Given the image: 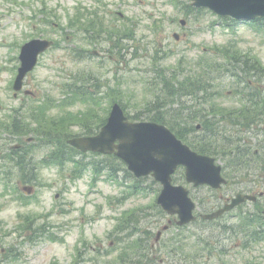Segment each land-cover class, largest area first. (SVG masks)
<instances>
[{
  "label": "rangeland",
  "instance_id": "obj_1",
  "mask_svg": "<svg viewBox=\"0 0 264 264\" xmlns=\"http://www.w3.org/2000/svg\"><path fill=\"white\" fill-rule=\"evenodd\" d=\"M173 1L0 0L1 150L13 156V146L18 143L22 146L20 141L23 137L17 138L10 134L19 135V129L27 131L22 123L25 114L15 108L24 102L28 103V100L23 96L20 99L14 98L12 85L17 75L20 46L31 38L47 37L56 40L55 46L40 57L37 67L26 79V87L37 92L38 101L44 97H47L48 101L54 97L60 98L64 91L74 90L75 84L84 83L86 102L75 101V104L68 107L71 111L68 117L72 120L62 121V124L68 127V133H79L85 129L84 125L82 128L72 125L77 122L75 119L91 125L88 129L96 130V126L108 115L112 104L118 101L129 112L140 116H146L152 104L170 108L172 111L180 108V100L190 105L191 102L183 97L184 94L191 87H207L209 79L216 78L223 71L226 72V66L231 68L229 62L235 56H230L233 53L246 55L264 67V33L257 32L248 24L232 19L225 20L208 9L187 11L186 5H190V0H179L181 4L178 5H174ZM103 3L100 18L104 21V28L101 29L117 26L123 30L124 21L120 18L125 17L128 26L134 27L136 36H145V42L136 44L141 46L140 50L143 51L140 58L130 60L131 55H125L122 51L121 54L127 56L125 60L116 52L113 53L114 59L109 56L82 59L79 55L84 56V49L92 50L93 47L86 41L82 30L87 28L86 22L84 21L83 26L78 19H74L76 7L84 8L86 5L89 11L91 7L101 6ZM68 13L74 22L69 21ZM89 18L86 16V20ZM182 19L186 20L184 26L180 23ZM219 23H236L237 26L227 29ZM174 32L180 34L179 40L173 36ZM103 45L110 47L108 41ZM149 54L154 56L157 62H152ZM162 69L164 74H161ZM216 82H219V87L223 84L221 88L224 92L232 87L229 79L224 76L221 79L219 77ZM259 89L262 91L260 87ZM74 96L75 94L70 96L71 100ZM222 102L228 107L235 106L227 97L223 98ZM213 104L224 110L222 103ZM195 109L194 118H197L198 123V111L201 107L196 106ZM60 116L52 112L51 120L60 121L64 117ZM165 118L172 119L170 116ZM15 119L16 127L12 125ZM225 125L230 126L229 130L224 132L231 138L230 142H227L224 136L210 140L216 143L220 161L229 166L231 160L239 155L231 153L233 144L242 146L243 143L237 142L233 124ZM36 134L38 138L41 137L40 132ZM59 134L55 133L54 137L50 138L55 141V136H60ZM197 134L196 131L191 137ZM37 140L39 139L34 141ZM222 145L226 147L225 150H222ZM49 148L43 147L40 141L27 146L25 155L31 152L37 163L30 165L35 168L38 166L34 182H27L28 185H35L30 194L23 192L20 185L18 191V172L14 161L3 160L8 165V170L12 164L14 166L12 174L6 175L4 169L0 171V264H118L121 255L126 258V264L166 263L164 251L169 249L170 243L159 252L164 255L163 261L159 254H152V251L148 252L149 260L144 261L143 256L139 257L135 253V238L126 235H120L118 238L107 236L109 230H116V225L127 212L136 208L162 213V216L153 219L150 226L154 234L153 249H160V245L167 238L171 239L179 234L175 224L163 230L164 225L170 224L171 217L165 215L159 207L155 209L153 206L160 190V185L155 179L146 178L141 181L144 190H139L136 194L128 191L127 186L116 185L110 181H93L91 170L74 180L71 172L76 168L75 163H67L60 168L38 161L46 156ZM255 148L253 144L251 153ZM108 158L119 168H127L118 158L96 154L84 156V161L102 163ZM80 171L78 168L76 172ZM121 174L123 176L125 172ZM241 177L243 181L250 178L244 174H241ZM176 179L178 182L184 181L183 173H178ZM128 181L136 182L131 177ZM193 191L198 193L202 211L217 205L215 194L206 187ZM222 193L224 191L219 192L220 195ZM251 208V204L246 206V209ZM34 215L36 217L33 218ZM43 215L51 218L58 226L54 231L61 238L57 241L38 238L30 243L22 236L30 229L26 226L34 225V222L35 225H40L44 221ZM148 215H142V230L146 226L145 218ZM227 219V223L233 226L238 222L235 218ZM206 224L208 227L204 228L194 225L199 233L185 229L187 241L183 251L186 249L191 261L196 258L195 263L191 264H264V240L251 245L249 234L244 230L237 227L220 230L217 221ZM159 230H163L161 240L155 241ZM220 249L223 251L220 252Z\"/></svg>",
  "mask_w": 264,
  "mask_h": 264
},
{
  "label": "flooded vegetation",
  "instance_id": "obj_2",
  "mask_svg": "<svg viewBox=\"0 0 264 264\" xmlns=\"http://www.w3.org/2000/svg\"><path fill=\"white\" fill-rule=\"evenodd\" d=\"M121 16H124V14ZM124 24L128 25L126 22H124ZM131 28L132 29H130L129 32L124 33V35H120L118 38H115V43H111V48L105 47L103 43L99 44L97 42L93 45L92 50L84 49L85 56L87 57L86 59H89L92 56H109V58L114 59L113 53L115 52L124 60L127 57L125 55H131L129 57L130 60L140 58L143 51L140 50L141 46H137L136 44L141 45L143 42H145V36H136L134 27ZM175 34L176 33L174 32V37ZM121 51L125 53V55H122ZM230 56H234L232 61L229 62L232 67L229 68L226 66L225 74H219L216 78L212 77V84H210L208 88L201 89L199 87H195L184 94L183 97L189 99L191 102L190 105H187L186 102L180 100L178 103L180 108H178L177 111H172L170 108L167 109L166 107L163 108L159 105H156L154 108L149 109L148 112H146V116H143L149 120L165 122L179 126V131L183 135L182 139L185 143H190L189 145L192 147V149L199 153H204L201 152L202 149L211 153V156L215 157L219 161L223 167V172L228 180V183L219 189L212 190L218 201L217 208H221L224 206V204L231 202V200L239 194H246L254 197L252 200L245 201L233 209V213H225L222 215V217H220V219L228 220L227 218L229 217H238L240 213H237L236 210L240 208L239 211H244L246 214V216H242L245 222L259 221L264 225V152L262 151L264 150V74H261L264 72V70L259 65V63H255V61L251 60L250 58L248 64H246L248 60V56L246 55H238L237 53H233ZM158 58L160 59V57ZM149 59L152 62H157L156 58L150 54ZM240 63H242V65H240ZM161 74H164L163 69L161 70ZM223 76L224 78L229 79L230 85L232 86L230 90H227V92H224V89L221 88L223 84L219 87V82H216L219 77L221 79ZM259 82L262 84H259ZM259 87L262 89V91L259 89ZM196 88L201 89V91H196ZM15 96L18 99H20L21 96L28 100L30 99V107L35 106L34 101L38 99L37 92L31 89H26L22 93ZM207 96H210L209 102L207 101ZM226 97L230 99L231 103H235V106L228 107V105H225L222 102V99ZM214 102L222 103L224 110H220L219 108L215 107L213 104ZM21 105L22 107H28L29 104H25L24 102ZM196 106L201 107V110H197L199 119L198 123H196L197 118H194V114L196 115ZM198 108L199 107H197V109ZM152 114L154 115L152 116ZM167 116H170L172 119L166 120L165 117ZM28 118L30 120H34L36 117L29 111ZM229 123L233 124V129L237 133V142H242L243 144L242 146L233 144L231 153L239 155L238 157L232 159L231 164L228 166V164H223L220 161L221 158L218 157L219 154L218 149H216V143L211 141L210 138L224 136L225 140L230 142L231 138L224 134V132L230 128V126L225 124ZM196 131L198 134L192 138L191 135ZM28 132L29 136H35L38 132V128H36L35 124H33L32 130H29ZM56 132L60 133V136H56L57 138L59 137V139L66 138L69 134H71V132L68 133L67 131ZM25 133L26 132L19 129V135L17 136L21 135L23 138H25ZM6 138L8 137L6 136ZM253 144H255L256 148L254 149V152L251 153ZM205 147L208 149H205ZM221 148H223L222 150H225L226 147L222 145ZM24 149V144L22 146H17V149L12 150L13 156H9L8 153L3 152L0 148V171L4 169L6 175L12 174L14 164H12L8 170V165H6L3 160L14 161L18 172V186L20 185L21 188L24 186L26 181L25 172L27 160L25 158ZM67 151L69 154L70 151L68 149ZM86 155L87 154H84L82 158L84 159V156ZM14 158H16V161ZM109 160L110 159L108 158L105 162L101 163L102 167L100 170L106 174L105 177L114 179L115 177L113 175L119 173L120 168L117 164H112V162ZM79 163L83 162L79 161ZM242 169H245V171ZM180 171L184 173L185 167L180 166L178 172ZM73 173L74 172H71V177L73 176ZM241 174H244L246 177L250 178L243 181ZM193 189L199 190L200 188L191 186L194 196L199 200L198 193H195ZM223 191L224 193L220 195L219 192ZM250 204L252 205V208L246 209V206ZM34 217L36 216L34 215L33 218ZM174 221H176V217H174V220L171 219L170 223H173ZM141 222V219L135 222V218H132L130 221L124 222L123 227L118 223L115 227L116 230H109L107 236L116 238L120 237V235H126L133 238H141L145 236L148 238L152 237L154 235L152 229L150 228L153 222L152 216L145 218L146 226L144 230L141 229ZM34 227L35 225L30 226V228ZM168 227L169 225L167 224L165 228L168 229ZM186 228H188V231H191L192 233H199L198 229L194 225L179 227L178 235L172 237L171 239L167 238L166 241L160 245V249H162L168 243H170L169 248L172 252L168 254L167 258H170V263L172 264H191V262L195 263L196 258L191 261L189 259V253L186 252V249L183 251L185 245L184 242L186 240ZM37 233L38 232L36 230H28L26 235L22 236H25L29 241L31 237L35 238ZM158 233H161V235L163 234L162 230H159L157 234ZM258 235L260 236V233H258ZM153 239L154 238L148 239L152 245ZM160 240L161 236L155 237V241ZM140 248H142V250ZM140 248L136 249L135 253H137L139 257L143 256L144 261L149 260L148 252L150 250V246ZM123 262L126 264L127 260L125 257L120 256L118 263L123 264Z\"/></svg>",
  "mask_w": 264,
  "mask_h": 264
},
{
  "label": "water",
  "instance_id": "obj_3",
  "mask_svg": "<svg viewBox=\"0 0 264 264\" xmlns=\"http://www.w3.org/2000/svg\"><path fill=\"white\" fill-rule=\"evenodd\" d=\"M193 1L194 6L208 7L219 15H231L237 19L264 16V0ZM52 44V40L38 38L23 45L20 54L21 66L14 84L16 91L22 89L24 78L36 66L39 55ZM117 140L119 144H115ZM70 142L83 151L111 153L118 149L117 155L128 163L129 169L137 176L152 173L163 184L158 203L167 212L178 213L180 224L188 223L196 217L193 213L195 203L189 196V190L183 185L172 184V173L178 164L187 166V180L195 185L210 184L220 187L226 182L221 174V167L214 164V158L192 151L164 125L129 121L118 103L114 105L107 124L98 135L80 137ZM248 197L238 195L231 205L204 217L215 218Z\"/></svg>",
  "mask_w": 264,
  "mask_h": 264
},
{
  "label": "trees",
  "instance_id": "obj_4",
  "mask_svg": "<svg viewBox=\"0 0 264 264\" xmlns=\"http://www.w3.org/2000/svg\"><path fill=\"white\" fill-rule=\"evenodd\" d=\"M203 9H198V11H202ZM83 14H84V11L82 10V12H81V8H79L75 13H74V16H75V18L74 19H78L77 21L78 22H81L82 24H83V26H84V20H83ZM96 15L97 16H99V19H97L96 21H95V23H93L92 24V27L90 26L89 27V29H94V28H97V27H99V28H104V21H103V19H102V17L100 18V12L98 11V12H96ZM73 19V20H74ZM72 19H70L69 21L70 22H74ZM259 26H262L263 27V29H264V19H260V23H259ZM88 28V27H87ZM87 28H82V30H83V33H84V29H87ZM100 32V31H99ZM80 81H81V78L79 79ZM208 83H209V85L211 84L210 83V81L208 80ZM194 85H198L197 83H193ZM76 85V84H75ZM196 87H199V88H204V85H198V86H196ZM195 87H191V89H194ZM199 88H196V91H201V89H199ZM74 91V93L75 94H78L79 95V93H83V91H81V89H79V88H76V89H74L73 90ZM209 100H210V96H207V101L209 102ZM42 122V121H41ZM12 125H14V127H16V125H17V119H15L14 121H13V123H12ZM84 125H86V124H84ZM171 128L173 129V130H175V132L177 133V135L179 136V137H181V138H183V135L181 134V132L179 131V128H174V127H172L171 126ZM66 143H62V145L64 146ZM205 149H208L207 147H205ZM201 152H205V153H207L205 150H201ZM59 159H61V158H59ZM146 214H149V215H152L153 213L152 212H149V211H144V213L142 214V215H146ZM154 215V214H153ZM132 218H135V221L137 222L138 220H139V217H134V215H132V216H128V218H126L127 219V221H130ZM251 222V221H250ZM255 239H256V237H255ZM146 240H147V238H141V240L139 239V241H143L142 242V247H149L150 246V244L149 243H146ZM138 247H140V243H139V246Z\"/></svg>",
  "mask_w": 264,
  "mask_h": 264
}]
</instances>
